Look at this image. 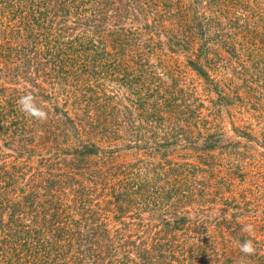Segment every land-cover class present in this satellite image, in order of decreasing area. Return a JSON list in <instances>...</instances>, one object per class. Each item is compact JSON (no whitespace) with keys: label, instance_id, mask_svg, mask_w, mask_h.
Returning <instances> with one entry per match:
<instances>
[{"label":"trees","instance_id":"trees-1","mask_svg":"<svg viewBox=\"0 0 264 264\" xmlns=\"http://www.w3.org/2000/svg\"><path fill=\"white\" fill-rule=\"evenodd\" d=\"M0 264H264V0H0Z\"/></svg>","mask_w":264,"mask_h":264},{"label":"clouds","instance_id":"clouds-1","mask_svg":"<svg viewBox=\"0 0 264 264\" xmlns=\"http://www.w3.org/2000/svg\"><path fill=\"white\" fill-rule=\"evenodd\" d=\"M17 103L19 111L22 112L25 116L37 120L41 123L47 121L48 112L42 105L38 103L36 96L32 92H27L22 95L18 99ZM243 232L250 235L253 232L252 225H245L243 227ZM239 250L245 257L252 256L257 251L255 243L251 238L245 239L242 243H240Z\"/></svg>","mask_w":264,"mask_h":264},{"label":"rangeland","instance_id":"rangeland-1","mask_svg":"<svg viewBox=\"0 0 264 264\" xmlns=\"http://www.w3.org/2000/svg\"><path fill=\"white\" fill-rule=\"evenodd\" d=\"M237 123V122H236ZM238 124V123H237Z\"/></svg>","mask_w":264,"mask_h":264}]
</instances>
